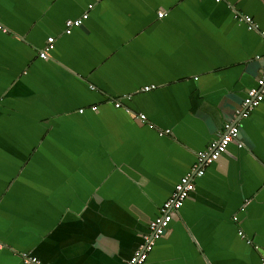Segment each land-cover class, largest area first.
Segmentation results:
<instances>
[{
	"label": "crops",
	"instance_id": "0c3cea01",
	"mask_svg": "<svg viewBox=\"0 0 264 264\" xmlns=\"http://www.w3.org/2000/svg\"><path fill=\"white\" fill-rule=\"evenodd\" d=\"M91 1L0 0V264H124L229 121L143 264H263L264 97L234 109L264 71V0H97L64 33Z\"/></svg>",
	"mask_w": 264,
	"mask_h": 264
},
{
	"label": "built area",
	"instance_id": "2783aa9c",
	"mask_svg": "<svg viewBox=\"0 0 264 264\" xmlns=\"http://www.w3.org/2000/svg\"><path fill=\"white\" fill-rule=\"evenodd\" d=\"M94 1L97 0L89 2L86 5V10L79 17L68 18L64 21V33L68 34L74 27H79L83 24V21L88 17V11L93 8ZM158 15H163V12L160 11ZM238 18L244 20L249 29L256 28L249 16L238 15ZM259 32L262 38V43L264 44V29H260ZM53 47L54 37L49 36L47 37L44 46L39 51V57H47L48 51ZM148 88L150 87L143 86L141 87V90H146ZM263 97L264 71L256 77V85L247 89L245 96L234 109L235 116L237 118L246 117L250 110L262 101ZM119 104L120 103L118 101L115 102L116 106ZM92 108H94V106ZM139 116L141 119L144 118L143 114H140ZM238 131L237 121H229L225 123L220 136L211 141L206 149L195 153V161L191 170L183 174L175 182L169 195L161 203L158 214L148 222L146 232L141 234V242L135 247L131 256L125 260L124 264H143L145 262L148 253L154 246L155 241L163 235L174 213L178 211L183 202L194 190L193 178L195 176H201L204 173L205 168L215 161L222 153H224L230 143L237 142ZM238 146H242V144L238 143ZM238 234H242V231H239ZM21 256L24 262L41 264L39 259L35 256H30L26 253H22Z\"/></svg>",
	"mask_w": 264,
	"mask_h": 264
}]
</instances>
